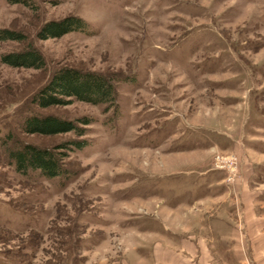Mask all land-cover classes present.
<instances>
[{
  "label": "rangeland",
  "instance_id": "374dc122",
  "mask_svg": "<svg viewBox=\"0 0 264 264\" xmlns=\"http://www.w3.org/2000/svg\"><path fill=\"white\" fill-rule=\"evenodd\" d=\"M13 1L0 28L46 66L0 65V264H264V0ZM69 15L91 32L38 38ZM64 66L113 78L116 106L32 105ZM32 111L95 117L67 181L8 163L15 141L78 138L24 132Z\"/></svg>",
  "mask_w": 264,
  "mask_h": 264
},
{
  "label": "trees",
  "instance_id": "16d2710c",
  "mask_svg": "<svg viewBox=\"0 0 264 264\" xmlns=\"http://www.w3.org/2000/svg\"><path fill=\"white\" fill-rule=\"evenodd\" d=\"M24 2L26 0H14ZM90 33V26L79 16L69 15L59 20L47 21L38 31L39 39L59 38L70 32ZM16 41L26 43L20 51L5 52L0 55V65L43 69L46 60L42 52L31 42L23 31L0 28V42ZM117 90L114 79L102 73L64 66L57 69L49 80L31 97V104L40 108L64 106L76 101L94 105L116 106ZM96 122L95 117L84 115L69 119L58 114H42L36 111L24 116L21 128L28 134L56 135L74 132L78 138H68L54 146L7 139L5 154L8 163L26 177H43L45 179L62 178L67 181L71 171L66 167L69 153L82 150L91 145L90 140L81 138L86 135L87 127Z\"/></svg>",
  "mask_w": 264,
  "mask_h": 264
}]
</instances>
